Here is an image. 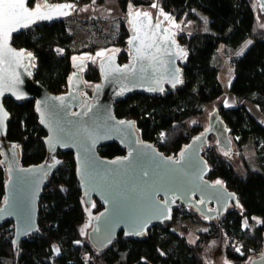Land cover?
Masks as SVG:
<instances>
[{
	"label": "trees",
	"instance_id": "16d2710c",
	"mask_svg": "<svg viewBox=\"0 0 264 264\" xmlns=\"http://www.w3.org/2000/svg\"><path fill=\"white\" fill-rule=\"evenodd\" d=\"M44 1L71 2L74 8L96 7L107 2L28 0V6L31 8ZM115 1L122 13L119 20L100 17L78 19L72 15L17 33L12 36V43L14 47L34 54L31 63L34 79L52 94H61L66 91L73 71V59L83 54H94L100 47L89 42L74 48L66 24L68 21L73 20L83 27L91 24L101 31L105 23L118 20L116 32L102 40L105 49L117 52L120 64L130 57L125 49V41L129 37L126 23L129 10L153 8L168 18L173 17L174 25L180 23L183 27L190 23L191 33L180 32L177 37L187 51L181 65L182 85L157 96L130 94L114 103V115L119 120H134L140 141L154 144L168 157H177L189 140L205 129L206 124L199 118L206 114V106L214 105L230 131L233 150L237 156L242 155L238 157L240 164L236 166L232 160L233 153L219 151L214 137H210L209 145L202 153L210 167L207 178L211 182L220 181L229 191L236 193L239 206L230 209L220 220L213 221L191 209L179 207L174 209L169 223L152 226L142 239L119 234L111 247L97 252L81 231L87 221V206L79 187L74 155L58 152L56 158L62 163L49 177L39 200L38 232L14 244L12 223L1 225L0 264H205L204 249L210 241L217 239L226 240L224 255L231 264H244L259 255L264 243V123L243 105L258 108L264 116V28L259 27L251 6L254 3L258 11L256 0ZM248 41L247 48L234 55ZM220 46L223 51H228L232 64L229 91L236 99V106L231 108H225L218 101L223 96L219 61L215 59ZM96 61L87 59L85 66L80 68L88 89L100 79ZM3 105L9 113V121L6 145L0 143V204L6 181L3 151L14 145L24 167L40 164L47 156L42 141L45 132L39 127L34 101L4 98ZM248 151L253 152V159L243 156ZM125 152L114 142L99 148L100 156L105 159L124 156ZM92 204L96 215L103 206L97 200ZM253 217L259 218L260 224L253 223ZM184 220L206 227L205 233H197L195 244L186 240L189 226L183 225ZM243 220L249 223L248 229L242 228ZM236 241L242 242L240 248L234 246Z\"/></svg>",
	"mask_w": 264,
	"mask_h": 264
},
{
	"label": "water",
	"instance_id": "95a60500",
	"mask_svg": "<svg viewBox=\"0 0 264 264\" xmlns=\"http://www.w3.org/2000/svg\"><path fill=\"white\" fill-rule=\"evenodd\" d=\"M256 4L264 19V0H256ZM25 7L35 15L21 17L6 38L0 37V143L6 145L9 121L3 99L33 100L39 127L45 132L42 141L47 156L40 164L24 167L14 145L3 151L6 181L0 226L12 223L14 244L38 232L39 200L49 177L62 163L55 157L58 152L74 155L86 205L97 200L103 206L89 221L86 234L97 252L111 247L119 234L142 239L152 226L169 223L176 203L209 221L220 220L239 206L236 193L207 178L210 167L202 153L210 137L219 151L233 153L230 131L218 108L208 115L205 129L192 137L177 157H168L154 144L140 141L134 120H119L114 115V103L130 94L157 96L182 85L181 65L187 51L177 39L178 25L173 24V17L165 20L147 9L129 10L128 61L120 64L115 50L98 55L100 79L88 89L80 72L87 59L75 58L66 91L52 94L33 77L34 54L14 47L12 36L72 16L74 4L44 1L30 8L25 0ZM87 90L91 99L83 97ZM112 142L124 148L125 155L101 157L99 148ZM248 264H264V243Z\"/></svg>",
	"mask_w": 264,
	"mask_h": 264
},
{
	"label": "rangeland",
	"instance_id": "374dc122",
	"mask_svg": "<svg viewBox=\"0 0 264 264\" xmlns=\"http://www.w3.org/2000/svg\"><path fill=\"white\" fill-rule=\"evenodd\" d=\"M251 6L253 8V11H254V14L256 16L257 23L259 24V27H262L264 25V19H263L262 15H260V12L257 11V9L255 8V4L254 3ZM149 10L152 13H155V9L150 8ZM155 14H157L156 16H158V17H160L162 19H165V20L170 19V18H168L166 15H164L162 13H157L156 12ZM73 15L76 18H78V19L80 18V19H92V20L95 19V18H98V16H100V18L101 17L105 18V17H109L110 16L111 19H113V18H117V19L118 18H122V13L120 12V9L118 7L116 8V3L113 0H110L104 6H99V7H97V6L96 7L95 6H86L84 8H74L73 9ZM199 16L204 20L203 16H201V15H199ZM118 20H117V22L116 21H112V22H109V23H105L102 26L101 31H98V27L97 26L95 27L94 25L92 26L91 24L88 25L87 27H83V26H81L80 24L76 23L73 20L68 21L66 24H67L68 31H69V33H70V35L72 37V46L74 48L78 49V48H80V46H82L84 44H88L89 42H94L96 45L100 46L99 49H97L94 54H83V55H80L79 57L80 58H87L89 61H96L99 58L98 55L110 50V49H105L103 47L105 43L103 42L102 39L106 35H110V33L116 32L117 26H118ZM204 22H206V21H204ZM216 55L217 56L215 57V59H217L219 61V63L217 65L220 66L221 64L224 63L223 66L226 65V68L228 69V71H227L228 77L230 78L232 76L233 70H232V66H231V64L229 62V58H228L229 53H228V51L227 50L223 51L222 50V46H220ZM226 79H227V76H224L223 83L221 82L222 84H224L225 88H227L226 84L228 83L227 81H225ZM86 92H83V97L87 98L88 95H87ZM229 92L230 91H229L228 88L225 89L223 91V96L218 101H220L222 104H226L228 106L229 99L233 98L232 96H230ZM234 101H236V99H234ZM206 108H207L206 114H204L201 118H199L200 121H202L204 124H207L208 115L213 111L214 105H208V106H206ZM244 153L247 154L250 159L251 158L253 159V152L248 151V152H244ZM236 154H237V152H235L233 150V155L234 156L232 155V160H233L234 164L236 166H238L240 164V161H239V158H237V157L241 156L242 154H240V155L238 154L239 156H237ZM56 155H55V157H56ZM86 206H87V221L83 224L82 229H81L82 233L84 234V237H86L87 231L90 229V222L89 221L95 215L93 213L94 212V204L86 205ZM258 222L259 221L255 222V223H258ZM183 225L189 226L187 228V234L190 235V234H192L195 231L197 232L198 228H196V225L192 224L190 221L184 220ZM192 229H193V231H192ZM250 229H252V227ZM208 251H207V254L205 255L206 260H209L208 258H210V254L208 253ZM212 256H213V254H212ZM220 261L225 263V264H231V262H229L227 259L225 260L224 257H221ZM208 264H212V263L209 261ZM244 264H248V261L246 263H244Z\"/></svg>",
	"mask_w": 264,
	"mask_h": 264
},
{
	"label": "crops",
	"instance_id": "0c3cea01",
	"mask_svg": "<svg viewBox=\"0 0 264 264\" xmlns=\"http://www.w3.org/2000/svg\"><path fill=\"white\" fill-rule=\"evenodd\" d=\"M110 0H107V2L105 3V4H103V5H101V6H104V5H106L108 2H109ZM113 1H115V0H113ZM115 3H116V1H115ZM97 7H99V6H97ZM82 8H84V7H82ZM116 8H117V5H116ZM98 17H100V16H98ZM102 18V17H101ZM105 18H110V16L109 17H105ZM203 20V19H202ZM203 21H206V19L204 18V20ZM264 26V25H263ZM262 26V27H263ZM261 27V28H262ZM264 28V27H263ZM191 31H192V29H191V24L190 23H188V24H186L185 26H181L180 25V23L178 24V32L180 33V32H183V33H191ZM249 45V41L248 42H246V43H244L243 45H242V47L234 54V55H237V54H241L246 48H247V46ZM223 50V49H222ZM229 58V57H228ZM224 64V63H223ZM223 64H221L220 65V67H219V69H220V72H219V79H220V81L223 83V80H224V76H227V79L225 80V81H227L228 83L226 84V87L229 89V87H230V83H231V80H232V77H233V72H232V76L229 78L228 77V73H227V71H228V69L226 68V65L225 66H223ZM222 88H223V91L225 90V89H227V88H225V86H224V84H222ZM225 88V89H224ZM229 94H230V96H232L233 98L231 99H229V103H228V106L226 105V104H223V106L225 107V108H231V107H234V106H236V101H234V99H235V97L229 92ZM231 100V101H230ZM245 106L247 107V104H245ZM254 109H252V110H249V108L247 107V109L249 110V111H251V113L259 120V121H262L263 123H264V116L260 113V111L258 110V108H256V107H254V106H252ZM232 154V153H231ZM245 157H248L249 158V156L247 155V154H243ZM237 157V156H236ZM238 158V157H237ZM234 163V162H233ZM251 221L253 222V223H255V222H257V221H259L260 222V219L259 218H257V217H253L252 219H251ZM258 222V223H259ZM260 224V223H259ZM250 227V225H249V223L247 222V220H243V222H242V228L243 229H248ZM196 228H198L197 229V232L195 233V232H193L192 234H187L186 235V240H187V242L188 243H190V244H195L196 242H197V240H198V237H197V233L198 232H202V233H205V231H206V227H203V226H201V225H197L196 224ZM192 231H193V229H192ZM225 246H226V240L225 239H217V240H212V241H210L209 243H208V245L205 247V249H204V252H203V259H204V262H205V264H208L209 263V261L212 263V264H225V263H223V262H221L220 261V259H221V257H224L225 258V260H226V257H225V255H224V250H225ZM209 250V251H208ZM207 251H208V253L210 254V258H208L209 260H206V257H205V255L207 254ZM212 254H213V256H212ZM230 262V261H229Z\"/></svg>",
	"mask_w": 264,
	"mask_h": 264
},
{
	"label": "snow or ice",
	"instance_id": "6c2138e0",
	"mask_svg": "<svg viewBox=\"0 0 264 264\" xmlns=\"http://www.w3.org/2000/svg\"><path fill=\"white\" fill-rule=\"evenodd\" d=\"M30 15H35V12L28 11L25 0H0V37L6 38L9 31L20 22L21 17ZM4 46L6 47V44Z\"/></svg>",
	"mask_w": 264,
	"mask_h": 264
},
{
	"label": "built area",
	"instance_id": "2783aa9c",
	"mask_svg": "<svg viewBox=\"0 0 264 264\" xmlns=\"http://www.w3.org/2000/svg\"><path fill=\"white\" fill-rule=\"evenodd\" d=\"M231 65H232V64H231ZM176 205H177L176 208L184 207V206L181 205L180 203H176ZM184 208H187V207H184ZM187 209H189V208H187ZM234 246H235L236 248H240V247L242 246V242H241V241H236V242L234 243Z\"/></svg>",
	"mask_w": 264,
	"mask_h": 264
},
{
	"label": "flooded vegetation",
	"instance_id": "af4514ba",
	"mask_svg": "<svg viewBox=\"0 0 264 264\" xmlns=\"http://www.w3.org/2000/svg\"><path fill=\"white\" fill-rule=\"evenodd\" d=\"M156 15H157V14H156ZM178 33H179V32H178ZM88 92H89V91H88ZM89 94H90V95H89ZM87 95H88V97H87V98H88V99H91V97H92V93H91V92H89ZM84 98H86V97H84Z\"/></svg>",
	"mask_w": 264,
	"mask_h": 264
},
{
	"label": "bare ground",
	"instance_id": "6f19581e",
	"mask_svg": "<svg viewBox=\"0 0 264 264\" xmlns=\"http://www.w3.org/2000/svg\"><path fill=\"white\" fill-rule=\"evenodd\" d=\"M247 107L249 108V110L254 109V108L252 107V105H250V104H247Z\"/></svg>",
	"mask_w": 264,
	"mask_h": 264
}]
</instances>
